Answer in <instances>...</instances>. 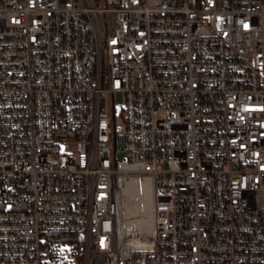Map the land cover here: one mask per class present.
Here are the masks:
<instances>
[{
    "label": "built area",
    "instance_id": "built-area-1",
    "mask_svg": "<svg viewBox=\"0 0 264 264\" xmlns=\"http://www.w3.org/2000/svg\"><path fill=\"white\" fill-rule=\"evenodd\" d=\"M0 264H264V0H0Z\"/></svg>",
    "mask_w": 264,
    "mask_h": 264
},
{
    "label": "bare ground",
    "instance_id": "bare-ground-1",
    "mask_svg": "<svg viewBox=\"0 0 264 264\" xmlns=\"http://www.w3.org/2000/svg\"><path fill=\"white\" fill-rule=\"evenodd\" d=\"M127 197H125L124 217L132 215L133 218L126 220L128 226L137 224L145 231L152 229V191L150 180L129 179L124 186ZM125 193V194H126ZM123 206L117 203V212L120 213ZM144 213V214H143ZM141 214V215H139Z\"/></svg>",
    "mask_w": 264,
    "mask_h": 264
},
{
    "label": "rangeland",
    "instance_id": "rangeland-1",
    "mask_svg": "<svg viewBox=\"0 0 264 264\" xmlns=\"http://www.w3.org/2000/svg\"><path fill=\"white\" fill-rule=\"evenodd\" d=\"M126 192H125V189L121 192V194H120V196H119V205H121V206H123L122 208H121V210H119L120 211V213H121V216H122V218H123V220L124 221H126V220H129V219H132L133 218V216L132 215H127V217H124V209H125V197H127V193L125 194ZM144 214V213H143ZM139 215H141V214H139Z\"/></svg>",
    "mask_w": 264,
    "mask_h": 264
}]
</instances>
